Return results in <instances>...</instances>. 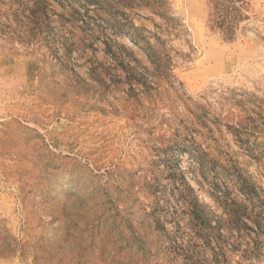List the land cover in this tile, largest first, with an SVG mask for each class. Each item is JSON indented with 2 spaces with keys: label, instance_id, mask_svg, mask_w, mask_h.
Returning <instances> with one entry per match:
<instances>
[{
  "label": "rangeland",
  "instance_id": "1",
  "mask_svg": "<svg viewBox=\"0 0 264 264\" xmlns=\"http://www.w3.org/2000/svg\"><path fill=\"white\" fill-rule=\"evenodd\" d=\"M239 5L230 36L209 0H0V264H264V0Z\"/></svg>",
  "mask_w": 264,
  "mask_h": 264
},
{
  "label": "trees",
  "instance_id": "2",
  "mask_svg": "<svg viewBox=\"0 0 264 264\" xmlns=\"http://www.w3.org/2000/svg\"><path fill=\"white\" fill-rule=\"evenodd\" d=\"M212 8V22L224 33L232 36L238 23L244 19V13L241 9L245 0H209Z\"/></svg>",
  "mask_w": 264,
  "mask_h": 264
},
{
  "label": "bare ground",
  "instance_id": "3",
  "mask_svg": "<svg viewBox=\"0 0 264 264\" xmlns=\"http://www.w3.org/2000/svg\"><path fill=\"white\" fill-rule=\"evenodd\" d=\"M200 193V195L205 199L206 202L210 203L213 207H216V202L215 200L201 187L197 186L196 187Z\"/></svg>",
  "mask_w": 264,
  "mask_h": 264
}]
</instances>
